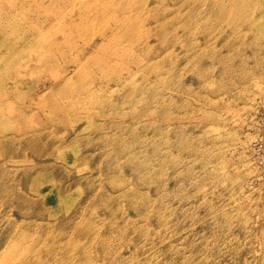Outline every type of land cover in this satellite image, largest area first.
Segmentation results:
<instances>
[{
    "label": "rangeland",
    "instance_id": "1",
    "mask_svg": "<svg viewBox=\"0 0 264 264\" xmlns=\"http://www.w3.org/2000/svg\"><path fill=\"white\" fill-rule=\"evenodd\" d=\"M3 58L0 264H264V0H0Z\"/></svg>",
    "mask_w": 264,
    "mask_h": 264
},
{
    "label": "bare ground",
    "instance_id": "2",
    "mask_svg": "<svg viewBox=\"0 0 264 264\" xmlns=\"http://www.w3.org/2000/svg\"><path fill=\"white\" fill-rule=\"evenodd\" d=\"M8 5H11L10 3H8ZM102 36V35H101ZM44 38L46 39V37H44V36H41V35H35V37L33 38L34 39V41L35 42H37V43H39V42H41L42 40H44ZM25 45L26 46H30V43H25ZM18 46H20V44H15V43H13L12 45H11V48H10V50H8L7 52H6V54H8L9 52H12L14 49H16V47H18ZM43 54V53H42ZM43 56H45V55H43ZM46 57V56H45ZM49 57V56H48ZM41 58H44V57H40V60H41ZM57 58V57H56ZM49 59V58H48ZM53 59H55L54 57H53ZM4 60H5V58H3V59H0V75H1V78L2 77H5V70H3L2 69V64H3V62H4ZM38 61V60H37ZM53 61V60H52ZM56 61H57V59H56ZM35 62V61H34ZM31 63V62H30ZM48 63V62H47ZM74 63H75V60H74ZM39 64V63H38ZM52 64H54V61L52 62ZM76 64V63H75ZM32 65H33V62H32ZM48 65V64H47ZM83 65H87L86 63H83ZM44 66V65H43ZM35 67V66H34ZM37 68H40V67H37ZM45 69V68H44ZM47 69H49V68H47ZM105 70V69H104ZM38 71V70H37ZM43 71V70H42ZM59 72V71H58ZM65 72V71H64ZM4 73V74H3ZM60 73V72H59ZM4 75V76H3ZM56 75V74H55ZM57 76V75H56ZM21 78H23V77H18V76H13L12 78H11V80H13V79H16V80H20ZM4 83V82H3ZM2 83V81H1V79H0V91L2 90V95L5 97V102H6V100H8L9 101V95H12V93L14 92V89L12 88V87H5L4 86V84ZM70 84H68V81H67V79H64V80H62V81H58L57 83H55V86L57 87V89H59V90H61V91H63V92H65V91H67V93L68 92H71V91H69L68 89L71 87V86H69ZM38 86V85H37ZM92 87V86H91ZM38 88V87H37ZM39 89H41V88H39ZM91 89L89 88H87V86H85V85H81L80 87H77V91H90ZM36 92H37V90H36ZM72 93V92H71ZM34 105H35V103L30 99L29 101H28V104H26V105H22L21 104V106H19V107H14L13 108V110H14V112L16 113V115L18 116V118L20 119V118H26L27 120H29L30 118L33 120V118L35 117V116H37V115H35L34 114V112H32L33 111V108H34ZM30 116H32V117H30ZM2 127V126H1ZM13 133H14V135H17V134H21V133H23V129L21 128V127H14L13 128ZM70 240H71V236L70 237H68V239L65 241V242H63V243H60V245H59V247H60V250L58 251V252H60V253H62V254H64L65 252H66V250H67V246H69L71 243H70ZM66 248V249H65ZM56 254L57 253H55L54 255H55V259L57 258V256H56Z\"/></svg>",
    "mask_w": 264,
    "mask_h": 264
}]
</instances>
